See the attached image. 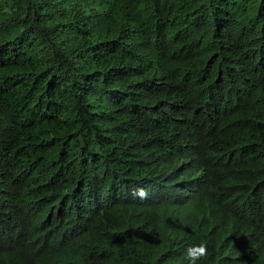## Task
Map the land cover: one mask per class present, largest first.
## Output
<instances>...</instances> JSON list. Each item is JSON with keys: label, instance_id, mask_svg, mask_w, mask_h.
<instances>
[{"label": "trees", "instance_id": "16d2710c", "mask_svg": "<svg viewBox=\"0 0 264 264\" xmlns=\"http://www.w3.org/2000/svg\"><path fill=\"white\" fill-rule=\"evenodd\" d=\"M200 243L264 264V0H0V264Z\"/></svg>", "mask_w": 264, "mask_h": 264}, {"label": "clouds", "instance_id": "9594fccd", "mask_svg": "<svg viewBox=\"0 0 264 264\" xmlns=\"http://www.w3.org/2000/svg\"><path fill=\"white\" fill-rule=\"evenodd\" d=\"M141 198L145 195L143 190L137 192ZM206 255V246L203 243L186 247L184 256L187 264H197V261Z\"/></svg>", "mask_w": 264, "mask_h": 264}]
</instances>
